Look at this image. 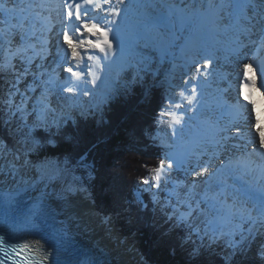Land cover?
Here are the masks:
<instances>
[{
    "label": "bare ground",
    "instance_id": "6f19581e",
    "mask_svg": "<svg viewBox=\"0 0 264 264\" xmlns=\"http://www.w3.org/2000/svg\"><path fill=\"white\" fill-rule=\"evenodd\" d=\"M255 2L256 4H261V7L264 8V2L259 3L258 0ZM237 9L238 8L233 7L231 16L232 19L238 18V11H236ZM206 11L203 12L204 14L202 15V22H205L206 19H211L215 14H220L219 12L208 13ZM186 12L187 8L185 9V13ZM145 15V7L140 8L136 15L132 14L129 17L123 16L126 19H119L114 15L112 10L106 11L103 14L105 19H102V21L97 24H89L81 28L82 32L79 34L77 33L78 36L74 37L76 39H71L68 45L64 46L65 49L70 48L69 46L73 44L74 41L81 38L80 42L78 41V43L73 44V47L69 49L72 52V55L78 54L77 51L86 53L92 51L96 54V56L90 54L87 57L84 55L82 57L84 60L86 59V62H91V65L89 64L86 66L88 69L91 68L95 61L94 71L90 79V87L93 89V92L97 91L96 88L99 87L98 82L101 80V78L103 79V82H106V77L112 73L114 76H116L118 71H126L123 68H129L127 62L136 56V51H141L148 46L146 37H157L154 30L159 29L161 33L166 34L165 29L158 26L159 23L155 22L153 25L152 23L147 22ZM41 16L43 21L46 23L44 11L42 12ZM51 19L52 18L50 17L47 18V20ZM123 21L126 22L125 26H122ZM229 22L231 28L234 29V33H237L242 29V23L237 26L232 24L230 20ZM219 26H222V24H218V27ZM150 27L153 30H148ZM52 28L53 27L48 26L46 23V25L41 24L39 30L36 31H38L41 37L47 38L46 34H48ZM246 28L249 31L253 30L251 25H248ZM109 49H112L113 53L120 57L116 59L107 58L106 52H108ZM214 53L220 56L218 49H215ZM71 60L72 57H69V62ZM113 60L116 62L120 61L123 64L118 62V64L115 65ZM247 61H249V59ZM73 62H75V65L70 67L72 74L74 71H77L78 73L81 72L83 70V67L80 66L82 61L76 56V59H74ZM226 62L233 64L235 69L242 70H244L249 64L247 63L240 65L239 59L235 56H227ZM105 65L106 69H103V73L100 75L99 69L104 68ZM104 71H106L105 74ZM248 76L249 74L247 77ZM259 79L260 78L258 77L251 92L246 95L247 98L251 100L250 109L252 110L251 115H249V119H243L241 122L235 125L233 129H244V124L252 127L254 132H257L258 137L261 139L260 142L264 148V86L258 84ZM91 82H94L96 86L92 87ZM245 120H249V123H246ZM203 128H205V126H203ZM202 132V130H199L195 137H201ZM219 144L221 143H219L217 140H214L209 145L214 154H218L220 152ZM207 149L208 148H205V151ZM211 161L212 159H208V162ZM219 187L221 188L223 186ZM0 189L7 194L16 193L18 195H25L31 201L37 202L39 205L37 206L38 208H32L35 213H37V211H41V204H45L46 208L52 212V218H54L53 220L59 227L57 230H59L60 233L68 239H73L80 244H84L92 253L96 254L95 256L97 258L95 257V264H139V261H136L130 255L131 248L134 247L135 249L133 242L123 241L121 232L116 229H112V225L107 223L103 226L100 225L102 222H99L100 219L96 218V216L101 218L100 221H103L102 215H98V210L95 209L94 206H89V203L83 197H76L66 193L64 194V192L59 190L58 187L42 183L39 178H36L33 174L31 177L26 176L15 179L12 177H7L3 172H0ZM234 193L235 191L233 189V191L228 192V195L231 196ZM189 196L190 194L188 193L187 196L185 195V198L188 199ZM12 197L14 198L15 196L12 195ZM227 210L228 213H234V207L232 204L227 203ZM218 212L224 216L226 215L224 210ZM246 214L249 216L248 211H246ZM56 238L60 239L58 235H56ZM34 244H36L34 245V248L37 249V253L42 255L45 259H48L47 257L49 255H54L57 257L56 253H53L52 250H48V248H46L47 246L41 244V242H35ZM103 251L105 252V255L103 254Z\"/></svg>",
    "mask_w": 264,
    "mask_h": 264
},
{
    "label": "trees",
    "instance_id": "16d2710c",
    "mask_svg": "<svg viewBox=\"0 0 264 264\" xmlns=\"http://www.w3.org/2000/svg\"><path fill=\"white\" fill-rule=\"evenodd\" d=\"M139 91L142 93V89ZM144 94L140 97L134 90L132 99L125 100L122 95L119 96L117 102L108 105L109 110L103 117L100 114L87 121H79L76 126L66 130L65 138L60 142L51 143L45 137L39 138L41 145L30 157L34 162L42 158L68 161L69 174L75 185L92 193L96 209L103 216V209L118 211L119 207L124 208L123 205L114 206L118 202L105 194L114 193L122 197L126 190L131 192L137 185L134 182L146 180L144 174L148 175L157 169L165 159L163 151L147 145L167 117L171 105L168 91L164 88L153 90L147 101ZM0 134L5 138L4 141L15 144L2 127ZM33 143L30 142V145L35 146ZM134 208L136 215L144 213L140 207ZM141 226L143 228L126 227L125 230L127 234L135 229L138 231L140 252L148 259V264H154L149 254L161 258L163 264H185L174 257L173 248L168 246L167 241L163 248L157 247V243L156 247L153 246L150 231L145 224ZM172 242L177 243L175 240Z\"/></svg>",
    "mask_w": 264,
    "mask_h": 264
},
{
    "label": "rangeland",
    "instance_id": "374dc122",
    "mask_svg": "<svg viewBox=\"0 0 264 264\" xmlns=\"http://www.w3.org/2000/svg\"><path fill=\"white\" fill-rule=\"evenodd\" d=\"M140 50H137L136 52H139ZM144 52L146 53V49L144 50ZM144 52L143 53H137V56H135L134 57V59L132 60V62L130 63V69H132V71L129 73V74H127V79H126V81H133V80H135L136 79V81H138V82H140V84L142 83V93H141V96H142V94H144V95H146V85H147V83H146V72L144 71H142V67L143 66H145L146 65V54H144ZM140 54V57L139 58H141V60H142V62L141 63H139V65H137L138 66V68H137V66H136V63H135V61L138 59V55ZM106 56H107V58H112V59H116V58H119L120 56H118V55H115L114 53H113V50L112 49H109L108 50V52H106ZM131 61V60H130ZM130 61H128V63L130 62ZM118 62H120V61H118ZM120 63H122V62H120ZM123 64V63H122ZM123 72H125V71H118L117 72V75L116 76H114L113 75V73L111 74V75H109L107 78H110L111 76V78H118V75H121V77H122V74H123ZM26 73L27 74H29L30 73V70H26ZM136 77V78H135ZM142 79V80H141ZM161 79V78H160ZM159 80V79H158ZM105 82V81H104ZM92 83V87H95L96 85H95V83L94 82H91ZM115 84V83H114ZM113 84V85H114ZM105 85V84H104ZM104 85L103 86H101V87H99V89H100V93H99V99H101V100H95V102H93L94 103V105H95V107L96 108H98L100 105H101V103L102 102H104V98H103V96H104V94L102 93V91L103 90H105L104 89ZM112 85V86H113ZM112 86H110L109 88H107V90L108 91H112ZM96 89H98V88H96ZM10 91H11V88H10ZM80 92V91H79ZM81 93V92H80ZM177 94V93H176ZM143 101V100H142ZM145 101V100H144ZM178 102L180 103V104H184V102H183V98L181 97L179 100H178ZM96 104H98L99 106H97ZM263 116H264V105H263ZM261 130H263V129H261ZM259 133V132H258ZM260 135V134H259ZM8 162L7 161H4L3 159H2V154H1V150H0V172L2 173H4V175L5 176H7V177H12V178H17V177H26V176H29V177H31L32 176V174H27L25 171H17V172H15V174L14 173H12V170L8 167V165L6 166V164H7ZM17 163H19L18 161H17ZM108 166V165H107ZM109 167V166H108ZM19 168V167H18ZM107 168V167H106ZM57 169V166H54L52 169H49L51 172H50V174H48V175H50L51 176V174H53V172L55 171ZM143 169V168H142ZM33 170H35V172L37 171V169H33ZM31 172H32V169L30 170ZM59 171V170H58ZM112 171V173H114L113 172V170H111ZM145 171V170H144ZM39 172H40V170H39ZM42 173V172H41ZM145 173V172H144ZM145 176H144V178L146 179V174H144ZM50 176H42V175H40L39 177H37L36 175H35V177L36 178H39L40 179V177H41V180H43V181H41L42 183H46V184H48V185H50V186H56V187H58V189L59 190H62V192H64V194L66 193V194H68V195H73V196H81V197H83L84 199H86L87 200V202L89 203V206H91V207H95V209H96V206L97 205H95V204H93V202L91 201V196H90V194L86 191V190H82V191H78L77 189H76V187H75V185L68 179V178H64V177H61L60 175H58V174H56V176H55V178L54 179H50L49 177ZM60 182V183H59ZM69 182H70V186H69ZM144 183H142V182H134V183H136V184H138V185H140V186H143V185H146V180L145 181H143ZM142 192H144V190H142ZM105 193V192H104ZM188 194V193H187ZM187 194H185L186 196H187ZM106 196H110V198H113V200L114 201H116V196L114 195V193H112V194H105ZM193 196V195H192ZM141 199H143V197H140ZM144 200V199H143ZM93 204V205H92ZM110 209H112V208H110ZM118 213L119 214H123V212L121 211V210H119L118 211ZM225 213V212H224ZM98 214H100L99 212H98ZM116 214V213H115ZM131 214H133V213H131ZM91 215V214H90ZM100 215H102V214H100ZM132 215H130V213H127V218H130ZM226 216V215H225ZM100 220H101V218H100ZM102 220H103V215H102ZM99 222H102V223H100V225H105L107 222H104V220L103 221H99ZM122 222V221H121ZM159 228V227H158ZM119 232H121V234H122V236H123V241H129L127 238H126V236H125V234L122 232V230L121 229H117ZM121 230V231H120ZM116 238V237H115ZM159 238H160V236H159ZM116 240V239H115ZM133 241V244H134V246H135V254L136 255H132L133 256V258L136 260V261H139V264H148V263H146V259L144 258V255H143V253L142 252H140V248H141V246H140V242L139 241H135V239L133 238L132 239Z\"/></svg>",
    "mask_w": 264,
    "mask_h": 264
},
{
    "label": "water",
    "instance_id": "95a60500",
    "mask_svg": "<svg viewBox=\"0 0 264 264\" xmlns=\"http://www.w3.org/2000/svg\"><path fill=\"white\" fill-rule=\"evenodd\" d=\"M77 242V241H76ZM78 243V242H77ZM68 258L64 261L62 258H59V261L62 262V264H95L94 261L96 259L92 258V254L87 250L86 246L84 244L78 243V248L75 247H69L65 251H63ZM105 255V253L103 252ZM96 257V256H94ZM97 258V257H96Z\"/></svg>",
    "mask_w": 264,
    "mask_h": 264
}]
</instances>
